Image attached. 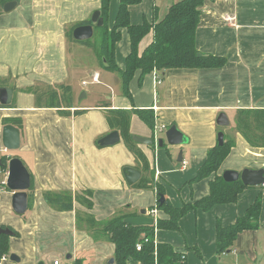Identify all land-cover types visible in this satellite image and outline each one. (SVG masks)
<instances>
[{"label": "crops", "instance_id": "crops-1", "mask_svg": "<svg viewBox=\"0 0 264 264\" xmlns=\"http://www.w3.org/2000/svg\"><path fill=\"white\" fill-rule=\"evenodd\" d=\"M10 1L18 4L5 12ZM156 1L131 5V22L143 23L145 14L150 23L161 20L180 0H163L160 5ZM101 4L102 0L0 2V88L13 91L8 105L0 103V160H5L0 164V228L13 231L8 235L9 254L20 258L14 262L5 255L8 258L3 264H53L55 260L62 264H110L115 244L95 238L86 223L80 226L78 212L104 221L119 210L130 217L142 215L143 209L155 220V242L169 243L185 253L186 264H264V185L247 186L235 203L189 211L179 221L180 230L157 227L158 219H168L169 215L158 207L156 186L161 185L165 199L177 207L208 196L214 175L191 180L208 151L218 144L220 131L233 146L219 174L264 168V147L251 145L237 128L240 111L264 110V0H205L196 33L197 49L206 55L225 56L226 64L152 71L143 77L137 70L129 85L130 96L124 93L121 77L118 85L114 71L102 62L98 39L92 40L99 27H94L90 39L77 40L73 34L78 26L91 23ZM119 4L120 0L110 4L111 12L117 10L116 16ZM228 17L233 18L232 23ZM125 32L128 41L121 44ZM153 38L151 31L141 40L140 54ZM85 47L92 50L96 65L90 71L91 81H81L78 89L75 78L85 67ZM130 51V35L124 28L116 45V62L121 69H125ZM96 73L98 82L93 81ZM89 83L109 87L111 93L95 91V98L87 103L90 94L83 90ZM137 110L153 112L154 128ZM221 113L228 116V126L217 123ZM120 121L126 123V134L145 160L126 145L125 135L117 127ZM7 124L20 130L17 153L4 147L3 128ZM172 125L184 134L185 143L168 144L165 132ZM114 130L119 131L120 141L101 146L99 140ZM135 135L153 138L154 144L138 143ZM159 139H164L162 147ZM13 157H19L31 174L24 214L15 212V191L7 186L8 162ZM126 166L141 171L140 179L132 185L123 173ZM87 190L93 194L91 209L81 198L74 199L70 209L58 210L46 197L62 192L88 197ZM259 196L263 200L259 227L240 232L231 249L218 253L217 224H234ZM190 225L196 234L183 242L180 234L184 236Z\"/></svg>", "mask_w": 264, "mask_h": 264}, {"label": "trees", "instance_id": "trees-1", "mask_svg": "<svg viewBox=\"0 0 264 264\" xmlns=\"http://www.w3.org/2000/svg\"><path fill=\"white\" fill-rule=\"evenodd\" d=\"M3 0H0V2ZM112 0H102L101 11L105 24L98 28V53L106 61L108 70L119 73L124 93H130V82L137 70H141L143 77L152 71L162 72L172 68H203L222 67L226 64L225 56L204 55L198 56L196 33L202 14L201 7L205 0H180L171 5L167 15L150 23L147 19L141 24L131 22L130 6L139 4L142 0H120L118 13L112 28L108 25V15ZM87 21L85 24L89 23ZM128 29L131 39V51L126 60L125 69H121L116 62V45L121 40L122 29ZM153 31L154 38L142 54L139 53L141 40ZM140 117L151 127L155 126L154 114L151 110H137ZM125 135L126 145L137 158L145 160L137 148V144L128 136L126 123L117 124ZM237 128L253 146L264 147V110L240 111ZM232 141H225L224 145L217 144L208 151L207 159L200 167L191 183L214 175L210 181V194L200 200L174 206L165 199L159 209L165 211L168 219H158L157 227L166 230H180L179 221L189 211L201 208L210 210L218 204L235 203L240 193L247 188L241 180L226 182L219 169L224 159L230 153ZM1 166L4 159L1 160ZM158 195L164 194L161 185L156 184ZM85 194L74 196L72 192L48 193L47 199L58 210L70 209L74 199L84 202L88 208L93 207L91 190ZM262 197L259 196L249 207L247 213L237 219L234 224L223 226L217 224V252L222 253L231 249L238 234L244 230L257 229L262 209ZM129 217L123 210L104 221H97L93 214L78 212V222L86 227L95 238H104L115 244L114 264H186V254L177 252L169 243L155 242V225L132 226L124 223ZM144 234V236L142 235ZM147 239V240H146ZM142 243V249L137 250V244ZM10 255L8 235L0 233V258Z\"/></svg>", "mask_w": 264, "mask_h": 264}, {"label": "water", "instance_id": "water-1", "mask_svg": "<svg viewBox=\"0 0 264 264\" xmlns=\"http://www.w3.org/2000/svg\"><path fill=\"white\" fill-rule=\"evenodd\" d=\"M17 1H10L5 5V12H10L17 6ZM105 24L104 17L101 10L94 12L91 23L86 25H81L75 28L74 37L77 40H86L92 38L94 35V27H102ZM206 54L201 52L198 53L199 57H202ZM105 64L106 61H105ZM13 91L10 88L2 87L0 88V103L3 105H8L12 100ZM217 123L220 126H228L230 124L229 118L226 113H221L218 117ZM166 139L170 145H181L185 143L186 138L184 134L177 128L176 125H172L165 132ZM225 134L223 131H220L218 134V144L224 145L225 143ZM120 133L117 130H114L107 135L103 136L99 140L101 146H110L115 145L120 141ZM133 139L138 143L143 144H154V139L150 137H142L135 135ZM164 139H159L158 144L160 147L164 145ZM3 144L6 150H17L21 146V135L20 130L12 124H7L3 128ZM182 152H180L179 161H182L181 158ZM2 161L0 160V164ZM125 179L128 184L132 185L137 182L141 177V171L131 167L126 166L123 169ZM226 182H236L241 180L247 186H257L264 185V168L260 169H250L246 168L242 172L237 170H225L222 174ZM7 186L9 189L15 191L13 195V208L16 213L24 214L28 209V192L27 190L31 186V174L29 170L24 165L23 161L19 157H13L8 162V179ZM165 201L164 194H161L159 198V203L162 205ZM147 211L142 210L140 216H130L124 219V223L132 226H141V225H153L155 220L147 216ZM0 233L6 235H13V231L10 228H0ZM10 259L14 262H20V258L17 254L12 253ZM110 264H114V258L110 259Z\"/></svg>", "mask_w": 264, "mask_h": 264}, {"label": "rangeland", "instance_id": "rangeland-1", "mask_svg": "<svg viewBox=\"0 0 264 264\" xmlns=\"http://www.w3.org/2000/svg\"><path fill=\"white\" fill-rule=\"evenodd\" d=\"M163 0H157L156 2H158L157 4H161ZM0 12H2V10H0ZM117 12V10H116ZM116 12L113 13V11L111 12V9H110V12H109V15H108V25H112L114 22H115V19H116ZM143 15V14H142ZM146 16H144L145 18L151 20L147 14H145ZM144 19V18H143ZM92 40H97V35H95V39H92ZM128 41V35L126 34V32L124 33V37H123V40L121 42V44L123 42H127ZM98 42V41H97ZM85 52H88L84 57H82V64L85 66L84 68H82L83 70H81L79 72L80 76H77L75 79H76V85L78 86V89L81 88V81L83 80H86L88 82L91 81L92 79V75L90 74V71L93 69L92 67H94L96 64H95V61H94V58L92 57V50L88 49V47H85ZM91 54V55H90ZM82 65V67H83ZM98 69H100V72L103 73V74H107V72L105 71V69H103L101 66H98L97 67ZM116 76V81L115 83L117 82V84L119 85V81H120V75L118 72H115L113 73V77ZM114 85H112V87H114ZM114 89V88H113ZM107 90L109 93H111V89L108 87H103L102 84L101 85H96L95 83H89L87 86H85V89L83 91H87L90 95H89V99L87 100V103L90 102L93 98H95L93 92L95 91H105ZM82 91V92H83ZM81 92V93H82ZM11 152H14V153H17V150H12ZM186 229V228H185ZM189 230L186 229V233L185 232V235L183 236V233L180 234V239L184 242L185 239H188V238H193V236L196 234V231H195V227L194 226H189L188 228ZM176 236H178L177 233H175Z\"/></svg>", "mask_w": 264, "mask_h": 264}, {"label": "built area", "instance_id": "built-area-1", "mask_svg": "<svg viewBox=\"0 0 264 264\" xmlns=\"http://www.w3.org/2000/svg\"><path fill=\"white\" fill-rule=\"evenodd\" d=\"M227 20L229 21V22H233V18H231V17H228L227 18ZM93 81L94 82H98L99 81V74L98 73H96L94 76H93ZM84 84L86 85L87 84V82H84ZM1 171V170H0ZM147 240V239H146ZM142 249V243L140 242V243H138L137 244V250H141ZM8 257L7 256H3V257H1L0 258V264H3V262L7 259ZM53 264H62V262L60 261V260H55L54 262H53Z\"/></svg>", "mask_w": 264, "mask_h": 264}]
</instances>
